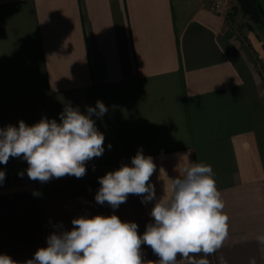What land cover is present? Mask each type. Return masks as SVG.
<instances>
[{
    "label": "crops",
    "instance_id": "1",
    "mask_svg": "<svg viewBox=\"0 0 264 264\" xmlns=\"http://www.w3.org/2000/svg\"><path fill=\"white\" fill-rule=\"evenodd\" d=\"M98 100L105 151L84 177L40 183L22 158L0 164V255L25 264L80 216L115 214L142 235L155 201H95L98 178L142 150L157 166V199L189 160L212 166L228 237L208 264H264L262 84L225 17L206 0H0V127L59 123L66 105L87 114ZM141 252L159 259L146 244Z\"/></svg>",
    "mask_w": 264,
    "mask_h": 264
},
{
    "label": "clouds",
    "instance_id": "2",
    "mask_svg": "<svg viewBox=\"0 0 264 264\" xmlns=\"http://www.w3.org/2000/svg\"><path fill=\"white\" fill-rule=\"evenodd\" d=\"M107 111L100 100L94 108L87 107V114L69 104L59 123L42 117L31 126L20 120L18 126L0 127V164L22 158L28 164V178L40 183L65 176L82 178L87 174L86 163L105 151V136L92 116L101 118ZM156 167L153 157L138 150L130 165L121 164L98 178L95 201L100 205L107 202L118 209L130 194L140 196L144 204L155 201L152 221L142 235L136 222L122 221L115 214L80 216L71 221V230L52 232L47 246L38 248L25 264H179L178 257L187 264H208L206 257L228 237V216L212 166L189 160L176 177L169 178V189L158 199L151 182ZM4 179L5 172L0 170V184ZM257 240L264 243V235ZM143 244L159 257L157 261L143 258ZM0 264L17 262L0 255ZM250 264H255L254 258Z\"/></svg>",
    "mask_w": 264,
    "mask_h": 264
},
{
    "label": "rangeland",
    "instance_id": "3",
    "mask_svg": "<svg viewBox=\"0 0 264 264\" xmlns=\"http://www.w3.org/2000/svg\"><path fill=\"white\" fill-rule=\"evenodd\" d=\"M212 1L214 0H206L207 5ZM222 2L228 11V17L226 16L225 19L232 34L252 59L258 58L264 65V25L254 24L241 12L236 0H222ZM236 8L237 10H234Z\"/></svg>",
    "mask_w": 264,
    "mask_h": 264
},
{
    "label": "built area",
    "instance_id": "4",
    "mask_svg": "<svg viewBox=\"0 0 264 264\" xmlns=\"http://www.w3.org/2000/svg\"><path fill=\"white\" fill-rule=\"evenodd\" d=\"M208 8L210 11H212L213 13L219 14L223 17H228V11L225 7V5L223 4L222 0H214L212 1L209 5ZM254 64H255V69L257 71V73L260 76L261 79V84H262V96L264 97V65L261 63L260 60H258V58H254L253 59Z\"/></svg>",
    "mask_w": 264,
    "mask_h": 264
},
{
    "label": "water",
    "instance_id": "5",
    "mask_svg": "<svg viewBox=\"0 0 264 264\" xmlns=\"http://www.w3.org/2000/svg\"><path fill=\"white\" fill-rule=\"evenodd\" d=\"M241 12L249 17V19L257 25H264L261 15L253 4L252 0H236Z\"/></svg>",
    "mask_w": 264,
    "mask_h": 264
},
{
    "label": "trees",
    "instance_id": "6",
    "mask_svg": "<svg viewBox=\"0 0 264 264\" xmlns=\"http://www.w3.org/2000/svg\"><path fill=\"white\" fill-rule=\"evenodd\" d=\"M252 2H253V4L255 5V7L257 8L259 14L261 15L262 20L264 21V12H263L261 6L259 5V3H258L256 0H252ZM234 10H237V8L234 9ZM231 16H232V15H231Z\"/></svg>",
    "mask_w": 264,
    "mask_h": 264
}]
</instances>
